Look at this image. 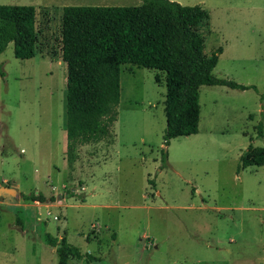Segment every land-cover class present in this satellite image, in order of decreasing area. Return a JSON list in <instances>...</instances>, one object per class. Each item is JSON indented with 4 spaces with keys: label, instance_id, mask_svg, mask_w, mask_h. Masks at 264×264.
I'll return each instance as SVG.
<instances>
[{
    "label": "rangeland",
    "instance_id": "rangeland-1",
    "mask_svg": "<svg viewBox=\"0 0 264 264\" xmlns=\"http://www.w3.org/2000/svg\"><path fill=\"white\" fill-rule=\"evenodd\" d=\"M173 1L206 11L212 74L253 87L200 86L197 132L164 145L163 74L120 64L110 136L68 153L61 8L141 0H0L33 6L37 31L33 57L0 53V264H56L61 238L91 256L66 264H264V165L238 162L264 148V0Z\"/></svg>",
    "mask_w": 264,
    "mask_h": 264
},
{
    "label": "trees",
    "instance_id": "trees-1",
    "mask_svg": "<svg viewBox=\"0 0 264 264\" xmlns=\"http://www.w3.org/2000/svg\"><path fill=\"white\" fill-rule=\"evenodd\" d=\"M207 16L198 4L173 0H141L134 6L66 5L60 16V59L65 66L64 130L66 150L110 136L119 98V65L130 63L160 71L164 84L163 144L197 132L198 91L202 85L247 89L217 78L212 69L221 49L203 52L198 24ZM35 9L31 5L0 4V53L12 43L15 58L35 54ZM0 68V75L3 76ZM262 136V125L256 127ZM240 168L264 165V148L248 144L238 157ZM67 196H73L67 192ZM43 202L39 192L22 194ZM51 197L48 198L50 200ZM20 221H18L19 223ZM55 247L56 264L84 257L61 238Z\"/></svg>",
    "mask_w": 264,
    "mask_h": 264
},
{
    "label": "crops",
    "instance_id": "crops-1",
    "mask_svg": "<svg viewBox=\"0 0 264 264\" xmlns=\"http://www.w3.org/2000/svg\"><path fill=\"white\" fill-rule=\"evenodd\" d=\"M87 6V5H86ZM22 194V193H21ZM21 199H23V198H21ZM35 201V200H34Z\"/></svg>",
    "mask_w": 264,
    "mask_h": 264
}]
</instances>
